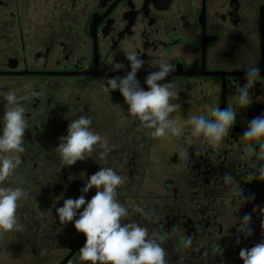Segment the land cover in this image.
Wrapping results in <instances>:
<instances>
[{
	"label": "flooded vegetation",
	"instance_id": "1",
	"mask_svg": "<svg viewBox=\"0 0 264 264\" xmlns=\"http://www.w3.org/2000/svg\"><path fill=\"white\" fill-rule=\"evenodd\" d=\"M128 51L144 60L137 79L145 90L161 59L174 66L160 83L177 86L171 118L181 135L154 138L119 90H104L107 79L131 70ZM252 67L260 75L241 109L237 88ZM9 91L29 99L21 101L25 152L7 183L29 195L19 201L20 230L0 237V264H90L79 260L86 237L74 221L61 225L56 209L65 199L90 200L96 189H81L103 167L126 177L117 189L129 208L124 222L155 234L168 264H243L240 250L264 242V181L249 179L264 164V139L243 138L248 122L264 114V0H0V131ZM209 107L237 111L218 146L194 139L185 125ZM82 115L113 150L101 157L97 145L65 167L55 148ZM245 214L251 235L239 231Z\"/></svg>",
	"mask_w": 264,
	"mask_h": 264
},
{
	"label": "clouds",
	"instance_id": "2",
	"mask_svg": "<svg viewBox=\"0 0 264 264\" xmlns=\"http://www.w3.org/2000/svg\"><path fill=\"white\" fill-rule=\"evenodd\" d=\"M125 59L129 62L131 70L123 77L107 79L104 90L109 93L119 90L130 115L138 118L145 127L153 129L151 135L154 138L164 137L169 133L173 136L181 135L183 127L178 126L171 118V114L179 107L171 102L178 98L177 86L160 83L174 70V66L161 59L158 62L159 70L146 76L145 90L137 79V72L144 66V60L135 51L126 52ZM122 67V64L116 63L113 70L118 71ZM259 75L260 70L256 67L246 71V82L237 88L236 103L239 108L244 109L251 104L250 90L255 86ZM5 99L9 107L3 114V126L0 131V237L20 230L17 218L19 201L29 195L26 189L11 187L7 183L21 165V154L25 152L23 145L28 122L21 101L28 100L29 97L18 96L15 91H9ZM236 117L235 108L209 107L206 115L189 116L185 125L194 139L218 146L236 124ZM91 126V119L82 115L71 120L67 135L60 137L55 150L65 167L90 158L97 145L101 149V157L107 156L113 150L109 141ZM243 138L251 142L264 139V114L248 122ZM258 159L264 160V143L260 144ZM222 179L225 183H231L233 177L226 173ZM249 179L264 181V164L250 172ZM125 182L126 177L117 174L112 168H100L88 178L86 185L81 189L82 193L96 189L90 200H86L84 195L76 199H65L63 206L56 209L60 224L74 221L76 231L86 237L84 245L79 249V260L82 262L168 264V254L157 242L155 234L150 236L149 230L136 222H124L129 215V208L119 201L117 189ZM81 208L83 211H78ZM135 211L145 217L150 215L141 206H136ZM261 212L264 213V209H261ZM250 221L251 215L245 214L240 219L239 231L251 235ZM183 243L185 247L189 246L192 243L191 238ZM239 258L243 264H264V242L257 243L250 249L242 248Z\"/></svg>",
	"mask_w": 264,
	"mask_h": 264
}]
</instances>
